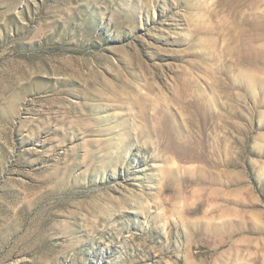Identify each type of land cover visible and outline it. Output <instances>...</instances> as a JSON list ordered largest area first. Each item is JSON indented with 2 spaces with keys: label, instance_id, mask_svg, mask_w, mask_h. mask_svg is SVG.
<instances>
[{
  "label": "rangeland",
  "instance_id": "374dc122",
  "mask_svg": "<svg viewBox=\"0 0 264 264\" xmlns=\"http://www.w3.org/2000/svg\"><path fill=\"white\" fill-rule=\"evenodd\" d=\"M0 264H264V0H0Z\"/></svg>",
  "mask_w": 264,
  "mask_h": 264
}]
</instances>
